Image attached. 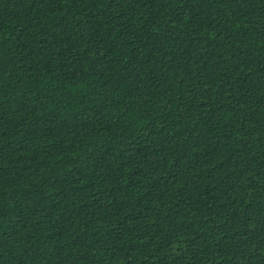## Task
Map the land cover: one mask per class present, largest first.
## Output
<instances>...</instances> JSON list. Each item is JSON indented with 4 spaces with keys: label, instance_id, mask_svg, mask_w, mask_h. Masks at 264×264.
Wrapping results in <instances>:
<instances>
[{
    "label": "trees",
    "instance_id": "1",
    "mask_svg": "<svg viewBox=\"0 0 264 264\" xmlns=\"http://www.w3.org/2000/svg\"><path fill=\"white\" fill-rule=\"evenodd\" d=\"M0 264H264V0H0Z\"/></svg>",
    "mask_w": 264,
    "mask_h": 264
}]
</instances>
